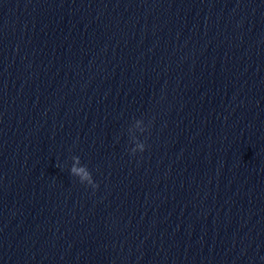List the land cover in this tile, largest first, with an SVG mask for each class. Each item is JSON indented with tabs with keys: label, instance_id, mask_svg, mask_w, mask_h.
Segmentation results:
<instances>
[{
	"label": "clouds",
	"instance_id": "obj_1",
	"mask_svg": "<svg viewBox=\"0 0 264 264\" xmlns=\"http://www.w3.org/2000/svg\"><path fill=\"white\" fill-rule=\"evenodd\" d=\"M139 148H140V151L143 152L145 150V145L144 144H140L139 145ZM77 162H78V159H77ZM72 173L74 174H77V175H80L82 180L83 179H86L89 181V183H92L91 179H90V174L86 171L85 168H76V167H73L72 168ZM93 186V189H95L96 187H98V185L95 183L92 185Z\"/></svg>",
	"mask_w": 264,
	"mask_h": 264
}]
</instances>
